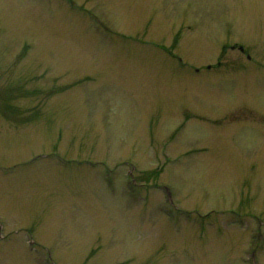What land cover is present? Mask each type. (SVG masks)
Masks as SVG:
<instances>
[{
  "label": "rangeland",
  "instance_id": "obj_1",
  "mask_svg": "<svg viewBox=\"0 0 264 264\" xmlns=\"http://www.w3.org/2000/svg\"><path fill=\"white\" fill-rule=\"evenodd\" d=\"M0 264H264V0H0Z\"/></svg>",
  "mask_w": 264,
  "mask_h": 264
}]
</instances>
